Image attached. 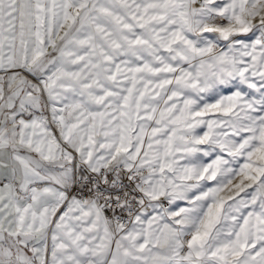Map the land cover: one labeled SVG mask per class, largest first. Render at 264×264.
<instances>
[{
  "label": "snow or ice",
  "instance_id": "obj_1",
  "mask_svg": "<svg viewBox=\"0 0 264 264\" xmlns=\"http://www.w3.org/2000/svg\"><path fill=\"white\" fill-rule=\"evenodd\" d=\"M0 264H264V0H0Z\"/></svg>",
  "mask_w": 264,
  "mask_h": 264
}]
</instances>
